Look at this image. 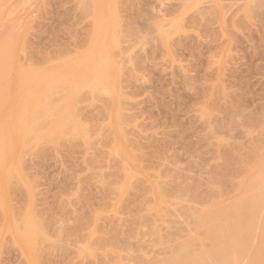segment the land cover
<instances>
[{
	"label": "rangeland",
	"instance_id": "obj_1",
	"mask_svg": "<svg viewBox=\"0 0 264 264\" xmlns=\"http://www.w3.org/2000/svg\"><path fill=\"white\" fill-rule=\"evenodd\" d=\"M90 1L0 0V112L17 110L21 74L87 62L100 40ZM109 1L106 85L77 88L75 71L72 87L53 90L45 122L57 141L22 150L0 180V264H164L264 153L263 0ZM27 215L41 232L31 255L9 230Z\"/></svg>",
	"mask_w": 264,
	"mask_h": 264
},
{
	"label": "bare ground",
	"instance_id": "obj_2",
	"mask_svg": "<svg viewBox=\"0 0 264 264\" xmlns=\"http://www.w3.org/2000/svg\"><path fill=\"white\" fill-rule=\"evenodd\" d=\"M81 2L83 3V1ZM86 2L87 0H85L84 5ZM109 3L110 1L108 2V0L90 1V4H92L91 7L93 8L92 11L94 12V14L92 11L91 13L94 15L93 17L96 23L92 37H94L93 38L94 40H97V37L100 36V40H98L93 45L88 55L86 63L81 64L79 62L78 63L79 65L77 64V66L74 67V69L76 70L71 68L73 70L69 71L70 69L69 67H68L69 69L64 70L66 66L64 65V69H63L62 68L63 64H62L61 68L56 66V68L58 69L54 67L56 70L54 69V71L53 72L51 71L50 73H47V70L45 69L46 71L45 73L47 74H45L44 72H42L41 74L26 72L24 74H21V77L18 76L20 81L19 82L20 86L18 85L17 88H15L14 90L15 94L13 93L12 90V94L14 95L12 96L16 98V96L18 97L19 95H21V97L19 96L20 100L18 98L15 99L17 101L19 100L17 110L15 109V111L19 110L20 116H16L14 109L13 110L12 108L11 110L9 109V106L11 107L10 105L11 101L8 100L12 99L11 95H9L11 98L7 96L8 100L4 98L6 101L2 99L3 102H7V101L9 102L8 103L9 106L7 108L9 110L5 109L4 107V110L2 108L1 109L2 112H0V123H2L0 125L3 126L2 129L0 128V146L3 144V142H8L7 146H5L3 149H0V167H3V171L0 172V180L5 184H8V182H10L9 179H11L12 177L11 174H13L15 170H17L18 168L17 166L19 165L18 162L20 161L19 159H21L20 156L22 155L21 153H23L24 149H32V147H35L36 144L37 145L38 143L41 144L40 142H45L47 141V139H49V142L52 141V143L57 141L58 134L55 132V130H57V127L54 128V124H50V121L45 122L46 119H49L48 117L49 114L51 113L50 107L52 105L51 104L52 99L49 102L48 100H50L51 97L48 99V96L50 94L52 96V94L55 93L53 92V90L54 91L56 90L57 92V89L60 90L62 89L61 87L63 86L72 87L74 85L73 75L76 74L75 71L80 73L83 72L84 74L83 80H81L80 82L77 83V85H75V87L77 86V88H81L84 86H86L87 88L88 86L89 89L90 87L94 89L95 86H97L98 84L105 83L104 85H106L107 77L103 75L98 65L110 66L112 64L111 51L113 47L116 46L114 45V39L116 38H114L115 37L114 29L112 27L113 21H111V18H107L106 20L105 18L106 16L104 17V15L107 14L106 12L107 9L109 8ZM87 5L89 8V2H87L85 7ZM79 59L80 61H83L84 58L82 59L79 58ZM23 72L25 71H22V73ZM18 73L20 75L21 71L20 72L18 71ZM52 77H55L57 79L58 84L56 83L57 85L54 87H44L46 81L49 80L48 78H52ZM68 90H72V88ZM40 92H42L41 95ZM72 92L73 93L71 94L70 91L71 96H69V93L66 90V93H68L67 95L69 97V99L67 97L69 103L67 102L66 104H68L70 108H71V103L75 101L76 97H78L75 96L76 92L74 91ZM58 93H61V90ZM72 109H73V103H72ZM57 112L59 113L61 111H57ZM61 114L60 117L62 119H64V117L66 118V116H64L66 115L65 111L64 114L62 115L63 117L61 116ZM54 116H53V120L55 119ZM43 122L48 124H46L45 126L44 124L43 126L40 125ZM64 124L66 123L64 122ZM41 127H43V129ZM68 135H72V134H68ZM59 137L61 136L59 135ZM263 147L261 148V151H264ZM25 151L28 153L27 150ZM262 154L263 155L262 156L260 155V158L257 159L258 164L256 166L253 164L254 167L252 168V170L250 169L251 171L250 170L248 172H245L246 170L244 171V174L246 173L242 178V180L244 181L240 180L241 184L238 188V194H240L241 196L240 195L238 196L237 194L236 196L240 197L238 199L236 198V196H234L237 202L233 201L236 203L230 204V206L228 205L227 207V204L225 203L226 202L230 203L229 201L233 200L234 198L226 201H222L224 202L223 204L225 205V206L222 205L221 202L219 203L220 207L224 206V208L222 209H218L217 206L209 205L208 210L206 209L205 211L200 213L201 215L199 217L196 216V219L194 218L195 219L194 224L196 225L193 224L192 225L194 227L197 226L194 229H196V231L198 232L199 237L198 235H195L196 237L194 236V234H197L195 233V231H193L194 229L192 230V228L189 227L190 229L189 230L186 228L188 230V233L190 232L188 234V237L192 233H194L193 234L194 237L190 236L188 239L182 241L183 242L182 244L181 242H178L180 243L179 245L178 243H175L177 246L175 247V250L173 249L174 250L173 254L171 253L172 255L171 254H170L171 256L169 255L170 258L165 260V262H163L164 264H205L208 262L210 264H237L238 262H239L238 264H242V263L264 264V153ZM124 157H126V155ZM256 157L258 158L257 155ZM216 205H218V203H216ZM225 220L226 221L232 220V221L229 224V222L227 221L228 222L227 223ZM31 223H32V218L29 215H27V217L24 218L23 220L22 232H20L16 227L15 229L13 225L9 226V230L12 232L15 239L18 240V243L20 242V244L24 248L23 250H26L25 252H27V254L30 255H31L30 253L31 250L36 249L40 245L39 244L40 241H38L39 237L37 238V236H39L38 234L41 233L40 232L35 234L36 231L34 232V230L32 229L33 225ZM183 230L184 229H182V231ZM184 231L186 232V230ZM172 235L174 234L172 233ZM186 236H187V232H186ZM176 237H179V234ZM199 241H200V247L198 249Z\"/></svg>",
	"mask_w": 264,
	"mask_h": 264
}]
</instances>
